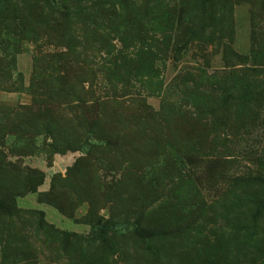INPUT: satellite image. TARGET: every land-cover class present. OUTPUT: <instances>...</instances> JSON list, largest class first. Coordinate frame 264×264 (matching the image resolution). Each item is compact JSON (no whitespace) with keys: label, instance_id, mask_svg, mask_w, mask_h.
<instances>
[{"label":"rangeland","instance_id":"374dc122","mask_svg":"<svg viewBox=\"0 0 264 264\" xmlns=\"http://www.w3.org/2000/svg\"><path fill=\"white\" fill-rule=\"evenodd\" d=\"M0 264H264V0H0Z\"/></svg>","mask_w":264,"mask_h":264}]
</instances>
